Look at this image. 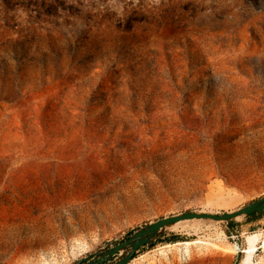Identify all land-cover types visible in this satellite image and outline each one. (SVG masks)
<instances>
[{"label":"rangeland","instance_id":"rangeland-1","mask_svg":"<svg viewBox=\"0 0 264 264\" xmlns=\"http://www.w3.org/2000/svg\"><path fill=\"white\" fill-rule=\"evenodd\" d=\"M263 195L264 0H0L1 264ZM255 233L264 264V212L176 224L128 264H240Z\"/></svg>","mask_w":264,"mask_h":264},{"label":"water","instance_id":"water-1","mask_svg":"<svg viewBox=\"0 0 264 264\" xmlns=\"http://www.w3.org/2000/svg\"><path fill=\"white\" fill-rule=\"evenodd\" d=\"M264 210V195L228 211L186 210L160 217L134 229L125 239L108 244L88 253L75 264H128L139 249L156 241L169 230L183 222L203 220L228 222ZM113 262H111V260ZM1 264V263H0Z\"/></svg>","mask_w":264,"mask_h":264},{"label":"bare ground","instance_id":"bare-ground-1","mask_svg":"<svg viewBox=\"0 0 264 264\" xmlns=\"http://www.w3.org/2000/svg\"><path fill=\"white\" fill-rule=\"evenodd\" d=\"M259 237H260V233H255V234H252V235L248 236L249 246H248V249H246V256L244 257L243 261L240 264H246L247 262L250 261L252 252L255 249V245H256V242L259 239ZM182 243L187 247L188 245H190L192 243H196V241H185V242H182ZM231 248L233 250H235L237 247L236 246H231Z\"/></svg>","mask_w":264,"mask_h":264},{"label":"trees","instance_id":"trees-1","mask_svg":"<svg viewBox=\"0 0 264 264\" xmlns=\"http://www.w3.org/2000/svg\"><path fill=\"white\" fill-rule=\"evenodd\" d=\"M263 212H264V210L261 211V212L255 213V214L248 215V216H246V217H247L248 219L257 218V217H258L260 214H262ZM228 223H229L230 225H232V224H234V220H232V221H228ZM163 238H164V239H161V240L168 241V242H174V241H178V240H180V239H181V236L178 235V234H176V233H171V234L166 235V236L163 237ZM150 244H152V243H150Z\"/></svg>","mask_w":264,"mask_h":264}]
</instances>
